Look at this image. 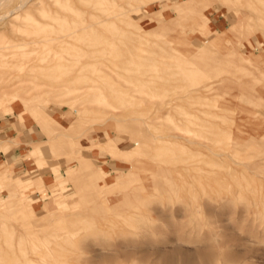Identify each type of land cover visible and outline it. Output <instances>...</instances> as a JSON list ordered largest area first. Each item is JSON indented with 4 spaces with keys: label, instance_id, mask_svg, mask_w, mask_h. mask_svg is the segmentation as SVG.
Masks as SVG:
<instances>
[{
    "label": "rangeland",
    "instance_id": "1",
    "mask_svg": "<svg viewBox=\"0 0 264 264\" xmlns=\"http://www.w3.org/2000/svg\"><path fill=\"white\" fill-rule=\"evenodd\" d=\"M0 121V264H264V0H0Z\"/></svg>",
    "mask_w": 264,
    "mask_h": 264
},
{
    "label": "crops",
    "instance_id": "2",
    "mask_svg": "<svg viewBox=\"0 0 264 264\" xmlns=\"http://www.w3.org/2000/svg\"><path fill=\"white\" fill-rule=\"evenodd\" d=\"M8 124H6V121H0V133H4V131L8 128ZM27 129H23L20 131L19 135L16 136H12V139H17L18 143L16 144V146L14 147V149H12L9 153H8V156L5 157V155L0 151V160L1 161H11L13 163H16L17 161L19 160H22V163H20V167H18L16 164L15 166L17 167L16 169L18 170H23V169H26L27 166L25 165L28 161V157H25V155L28 153V151H26V154L24 155V157H20L19 155H21V152H22V149H23V146L26 144V141H27V135H26V132ZM8 132H11V131H8ZM14 155H18V157H15ZM33 168L32 166H30V169L29 170H36L35 168L34 169H31Z\"/></svg>",
    "mask_w": 264,
    "mask_h": 264
},
{
    "label": "bare ground",
    "instance_id": "3",
    "mask_svg": "<svg viewBox=\"0 0 264 264\" xmlns=\"http://www.w3.org/2000/svg\"><path fill=\"white\" fill-rule=\"evenodd\" d=\"M43 155V154H40V156ZM38 167H41V166H38ZM28 181V180H27Z\"/></svg>",
    "mask_w": 264,
    "mask_h": 264
}]
</instances>
